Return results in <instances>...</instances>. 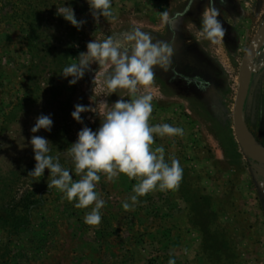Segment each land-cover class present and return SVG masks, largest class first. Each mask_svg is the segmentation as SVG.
Here are the masks:
<instances>
[{
    "label": "rangeland",
    "instance_id": "1",
    "mask_svg": "<svg viewBox=\"0 0 264 264\" xmlns=\"http://www.w3.org/2000/svg\"><path fill=\"white\" fill-rule=\"evenodd\" d=\"M188 1L111 0L115 19L95 22L87 0H0V217L12 220L0 219V264H264V164L241 148L233 121L240 65L264 24V0H215L226 30L217 45L200 35L208 0L179 16L174 30L163 23L161 12L176 16ZM64 6L86 21L79 30L57 14ZM137 26L155 39L174 38L169 69H154L149 123L184 129L183 136H155L152 145L164 147L166 162L179 160L183 178L178 189L152 191L125 211L137 180L120 174L112 182L100 174L95 191L106 203L100 224L90 226L84 217L94 205L78 209L77 200L48 189V169L42 177L28 175L36 164L30 140L47 139L48 154L81 178L68 149L85 125L96 131L103 117L82 113L78 123L74 106L89 105L92 95L109 105L131 97L120 89L109 96L102 83L94 85L97 64L75 85L62 71L91 40L122 39L120 33ZM42 114L52 119L51 131L32 133ZM244 120L264 146V44ZM24 207L31 208L27 226Z\"/></svg>",
    "mask_w": 264,
    "mask_h": 264
},
{
    "label": "clouds",
    "instance_id": "2",
    "mask_svg": "<svg viewBox=\"0 0 264 264\" xmlns=\"http://www.w3.org/2000/svg\"><path fill=\"white\" fill-rule=\"evenodd\" d=\"M220 2L223 4L224 0ZM87 3L95 22H99L100 17L115 19L111 0H87ZM191 3L192 0L189 8ZM57 14L78 30L86 23L85 20L76 19L71 7L64 6ZM160 15L163 23L174 30L181 14L170 18L169 13L164 11ZM219 16L220 9L215 6V0H208L200 17V35L214 45L222 43L226 33ZM119 37L122 39L110 35L103 41L91 40L86 45L87 51L75 58L77 62L64 67L62 71L65 78L72 77L69 85H75L87 72L94 71L92 64H97L98 70L94 71L92 80L94 85L102 83L109 96L120 89L127 90L131 97L130 100L120 98L109 105L106 99L98 100L92 95L89 105L74 106L71 116L78 123H84L82 113H95L103 117L96 131L85 125L78 132L77 141L68 149L67 154L74 161V171L81 178L74 180L70 171L61 166L58 157L48 154L47 139L33 135L30 140L36 164L28 175L42 177L45 169H48V189L59 190L69 202L77 200L74 206L78 209L94 205L84 217L85 224L90 226L100 224V210L106 203L95 191L100 174L112 182L120 174L137 180L132 189L134 195L130 197L131 203L128 200L123 202L125 211L133 210L139 203L138 197L152 191L178 189L183 178L179 160L172 157L170 163L166 162L164 147L161 145L153 149L152 145L155 136H183L184 129L167 123L154 126L149 123L153 112L154 69L157 66L165 71L169 69L175 52L174 38L172 41L155 39L150 32L142 31L138 26L120 33ZM52 125L50 116L42 114L36 118L31 132L36 133L41 129L51 131ZM168 264H175V260L169 259Z\"/></svg>",
    "mask_w": 264,
    "mask_h": 264
},
{
    "label": "water",
    "instance_id": "3",
    "mask_svg": "<svg viewBox=\"0 0 264 264\" xmlns=\"http://www.w3.org/2000/svg\"><path fill=\"white\" fill-rule=\"evenodd\" d=\"M263 44L264 24L251 41L240 65L238 90L233 109V121L235 135L241 148L248 156L264 164V146L255 142L249 136L244 120V104L252 79L254 61Z\"/></svg>",
    "mask_w": 264,
    "mask_h": 264
},
{
    "label": "flooded vegetation",
    "instance_id": "4",
    "mask_svg": "<svg viewBox=\"0 0 264 264\" xmlns=\"http://www.w3.org/2000/svg\"><path fill=\"white\" fill-rule=\"evenodd\" d=\"M202 1H204V0H192L191 8H189L188 7L189 3H190V0H189L187 2V4L185 5V8H184L183 12L179 13V14H181L180 17H182V18L188 17L190 14H192L197 9L198 3L202 2ZM226 4H227V1L224 0V3L222 5H226Z\"/></svg>",
    "mask_w": 264,
    "mask_h": 264
},
{
    "label": "trees",
    "instance_id": "5",
    "mask_svg": "<svg viewBox=\"0 0 264 264\" xmlns=\"http://www.w3.org/2000/svg\"><path fill=\"white\" fill-rule=\"evenodd\" d=\"M30 209H31L30 207H28V208L24 207L23 208V221H24L23 226H27L30 223V220H31V210ZM2 218H4L3 220L5 222H11L12 221L9 218V216H7V217H0V219H2Z\"/></svg>",
    "mask_w": 264,
    "mask_h": 264
}]
</instances>
